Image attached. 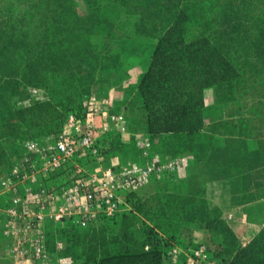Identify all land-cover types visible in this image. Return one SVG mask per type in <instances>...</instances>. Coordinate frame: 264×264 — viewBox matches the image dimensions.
<instances>
[{
	"label": "rangeland",
	"instance_id": "1",
	"mask_svg": "<svg viewBox=\"0 0 264 264\" xmlns=\"http://www.w3.org/2000/svg\"><path fill=\"white\" fill-rule=\"evenodd\" d=\"M118 2L120 11L100 14L117 16L113 25L87 32L86 26L77 30L87 20L89 0H0V173L11 177V168H23L31 146L39 151L36 181L28 183L27 189L20 188L29 199L15 203L7 190L0 192L1 264H16L11 248L19 244L20 237L34 238L33 232L12 233L14 223L24 220L16 221L13 209L29 211L32 223L41 215L46 248L55 253L53 264L58 259L61 264H96L88 260L92 249L87 233L92 229L106 236L112 251H122L128 243L122 239V229L143 241L152 228L154 238L164 244V264H189V247L199 243L209 244L214 253L203 264H230L255 242L256 249L264 248V0H154V8H169L168 20H157L154 25H138L136 16L125 11L127 6L145 4V0ZM26 3L35 4L32 11ZM99 3L107 6L113 1ZM7 6L11 11L5 13ZM22 6L29 14L28 24L14 16ZM53 11L62 13L55 17ZM179 13L187 18L183 20ZM44 15L49 19L42 23ZM178 16L186 36L207 39L223 56L222 73L199 86H191L186 77L179 78L187 94L183 101L201 88L190 111L201 124L190 132H160L153 128V110L171 102L174 94L161 91L148 96L140 91V85L152 64L159 37ZM51 19L61 25L51 33L50 38L59 42L52 43L54 49L67 46L69 36L75 38L76 32L84 41H94L91 52L103 60L94 70V79L71 84L69 77L52 72L37 77L26 72L24 61L35 52H8L14 25L42 33ZM126 33L132 37H117ZM207 53L198 58L213 61L214 69L215 60L220 59ZM92 97L96 99L90 103ZM95 102L108 110L95 119L98 153L84 148L77 136L76 156L61 170L47 175L45 152L53 143L51 137L65 127L69 113L85 118L88 106ZM45 103L50 104L49 116L32 119L28 109ZM67 130L76 134L70 127ZM157 158L172 165L147 173L136 191L120 192L128 204L143 202L145 213L125 209L113 216L103 215L99 199L83 196L86 187L80 189L81 196L64 197L65 190L69 195L79 180L94 172L112 168L119 178H126L136 165L144 169ZM42 188H60L59 200L51 202L52 193ZM93 213L97 214L95 221ZM216 217L220 222L215 223ZM174 247L178 251L170 255ZM29 251L32 253L31 247L26 246L25 252ZM253 256L262 257L261 253Z\"/></svg>",
	"mask_w": 264,
	"mask_h": 264
},
{
	"label": "trees",
	"instance_id": "2",
	"mask_svg": "<svg viewBox=\"0 0 264 264\" xmlns=\"http://www.w3.org/2000/svg\"><path fill=\"white\" fill-rule=\"evenodd\" d=\"M40 1L42 0H37V2ZM112 1V4L105 6L100 4L99 0H93L92 4H90L92 0H89L87 20L79 24L81 26H78L77 31H81L84 26L87 27V32H92L98 26L104 28L113 25L118 19L117 16H100L101 13L106 15L108 10H121V4H117L119 0ZM153 1L145 0V4L137 3L135 6H127L125 11H129L130 15L133 13L136 16L138 19L136 24L138 25H147L148 23L154 25L157 20L165 23L168 20V12L166 13V11L169 8L167 6L154 8ZM25 6L31 8L32 11L35 4L30 5L26 3ZM3 10L5 13L10 12L11 7L8 8L7 6ZM65 11L62 12L65 13ZM180 11L182 10L180 9ZM62 12L53 11L55 17ZM179 14H181L183 20L187 18V14ZM14 16L20 22L29 23V14L23 6L19 14L14 11ZM47 19H49V15H44L42 23L46 22ZM51 21L42 33L33 27H29L25 31L21 26L14 25L12 28V36L9 37L8 52H11L12 55H15L17 52H35L33 56H26L24 61L26 72L37 77L43 72H52L65 78L69 77V83L71 84H76L80 81L89 82L94 79L95 68L103 63V60L99 61L98 55L91 52V45L94 44V41L91 39L84 41L82 35L80 38L79 33L76 32L75 38L72 39L69 36V44L67 46L61 49H54L55 46L52 43L55 42L56 44L59 42L57 39L54 41L50 38L51 33L56 32L57 28H60L61 25L57 19H51ZM178 21L179 16L170 25L169 29L159 37L156 51L153 54L152 64L148 72L144 75L142 84L140 85V91L148 96L157 95L161 91H168L174 94V99L171 102H165L159 105L157 110L155 108L153 114L151 112L154 118L153 128L160 132L178 130L190 132L196 130L201 124V120L198 122L197 118L194 119L190 115L191 109L197 104V97H199L201 88L190 93L188 101H183V97L187 94L183 87L184 84L178 83L179 78L186 77L190 81L191 86H199L201 81L214 78L216 80L218 75L222 73L220 69L223 65L222 60L224 58L222 55L219 56L215 46L207 39H202V41L193 40L186 36L182 32L181 23ZM73 23H77V20ZM117 37L131 38L132 34H117ZM204 52L205 54L208 52V56L215 54L220 59V61L215 60L214 69L212 66L213 61L200 60L198 58ZM172 88H175V90L173 91ZM154 105L157 107L156 103ZM49 106V103L36 105L28 109L27 112L32 114V119L43 118L45 120L50 114L48 112ZM180 115L185 116V119ZM58 117L59 115L56 114L55 118ZM143 207V202H135L134 209L131 211H134V214L145 213ZM218 222H220V219L216 217L215 223ZM122 233V239L126 242L128 241V243L122 246V251H112L108 247L109 242L105 235H99L98 230L95 229L89 230L87 237L90 244L89 247L92 251L88 256V260L93 259L96 264H164V244L154 238L152 228H148L146 238L143 241L135 240L133 234L127 229H122ZM255 244L256 242L253 246L247 247L243 254L236 255L230 264H264V248L260 247L256 249ZM257 253H261L262 255L260 259L253 256Z\"/></svg>",
	"mask_w": 264,
	"mask_h": 264
},
{
	"label": "built area",
	"instance_id": "3",
	"mask_svg": "<svg viewBox=\"0 0 264 264\" xmlns=\"http://www.w3.org/2000/svg\"><path fill=\"white\" fill-rule=\"evenodd\" d=\"M95 97H92L90 103L95 101ZM87 105V102L85 103ZM89 111L85 118L78 115L77 112H71L66 118L65 127L53 135L51 139L53 143L47 147L45 152V158L47 159L46 163V174H54V170H61L63 166L68 164L76 156L79 146L77 145L78 136L80 142L84 148H89L93 152L98 153V148L94 146V130H95V119L98 115L108 113V110L101 106L98 103L88 106ZM116 118V115L112 116ZM67 127L73 129L76 134H73L72 131H68ZM32 152H29L24 157L23 168L14 167L11 168L10 172L12 173L11 177H6L3 172L0 173V192L8 191L11 195L13 202L18 203L23 200H28L29 197H25L20 193L21 186H25L30 182H34L37 179L39 173L38 158L36 156L39 151L34 147H30ZM147 153V152H146ZM178 162V161H177ZM172 163L162 162L160 158H157L156 161L148 163L146 168L139 169L136 165L132 171L129 172L126 178H119L112 168H105L102 171L94 172L87 178L81 179L76 184L75 189H71V192L68 195V191L64 189V197L72 199L73 196H81L80 189H84L83 196L89 200L94 198L99 199L100 211L103 212V215L113 216L120 211L129 209L130 211L134 209V202L126 203L123 199V196L120 194L122 190H128L130 192L136 191L138 186H141L142 181L145 182L147 173H158L164 171L165 169L170 168ZM3 169V168H2ZM161 176V175H160ZM56 189H48L47 191L42 188L43 192L52 193L49 194L51 202L59 200L61 189H57V193L53 192ZM74 193V195H73ZM136 201V199L134 200ZM63 209V208H61ZM15 220L18 221V218H23L24 220L17 225L14 223L12 226V233L15 231L18 232H33L34 238L28 239L24 236L20 237L18 243L11 248L14 257L16 258V264H53L51 259L54 252H50L46 248V236L44 232V225L42 224L41 215L37 216L35 223L30 221V213L27 210H16L13 209ZM65 215V214H58ZM93 220H96V213H93ZM11 231V228H9ZM26 246H30L32 253L25 252ZM189 250L192 254L189 255V264H203V261L212 256L211 246L206 243H199L194 246H190ZM178 251L177 247H174L169 253L174 254ZM26 255L24 260L20 258ZM28 261V262H27ZM61 259H58L56 264H61Z\"/></svg>",
	"mask_w": 264,
	"mask_h": 264
},
{
	"label": "crops",
	"instance_id": "4",
	"mask_svg": "<svg viewBox=\"0 0 264 264\" xmlns=\"http://www.w3.org/2000/svg\"><path fill=\"white\" fill-rule=\"evenodd\" d=\"M187 238L189 240V238H190L189 234L187 235ZM0 260H1V255H0ZM0 264H1V261H0Z\"/></svg>",
	"mask_w": 264,
	"mask_h": 264
}]
</instances>
